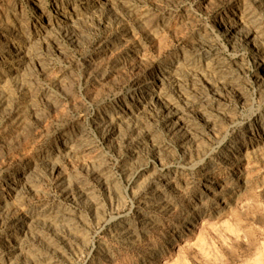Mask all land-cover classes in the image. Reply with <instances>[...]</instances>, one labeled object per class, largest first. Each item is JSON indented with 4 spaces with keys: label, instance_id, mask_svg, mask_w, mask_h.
Here are the masks:
<instances>
[{
    "label": "rangeland",
    "instance_id": "obj_1",
    "mask_svg": "<svg viewBox=\"0 0 264 264\" xmlns=\"http://www.w3.org/2000/svg\"><path fill=\"white\" fill-rule=\"evenodd\" d=\"M0 264H264V0H0Z\"/></svg>",
    "mask_w": 264,
    "mask_h": 264
}]
</instances>
